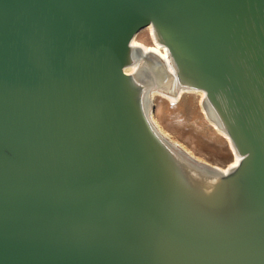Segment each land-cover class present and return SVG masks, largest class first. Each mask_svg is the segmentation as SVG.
<instances>
[{
    "label": "water",
    "instance_id": "obj_1",
    "mask_svg": "<svg viewBox=\"0 0 264 264\" xmlns=\"http://www.w3.org/2000/svg\"><path fill=\"white\" fill-rule=\"evenodd\" d=\"M149 26L242 158L227 219L124 72ZM0 264H264V0H0Z\"/></svg>",
    "mask_w": 264,
    "mask_h": 264
},
{
    "label": "bare ground",
    "instance_id": "obj_2",
    "mask_svg": "<svg viewBox=\"0 0 264 264\" xmlns=\"http://www.w3.org/2000/svg\"><path fill=\"white\" fill-rule=\"evenodd\" d=\"M146 31L150 44L139 41L142 31ZM141 30L131 41L132 65L126 67L124 72L131 78L133 85L139 91L144 115L151 128L165 145L170 153L172 165L181 190L185 194L195 214L202 216H219L212 218H228L232 215L233 202L227 184L220 181V177L211 173L214 169L226 174L237 167L241 157L225 131L220 127L217 115H214L206 102V93L201 90L181 87L178 71L169 57L168 49L159 43L152 26ZM152 90L148 99L145 98L149 87ZM193 94L200 98L201 110L204 120L221 136L228 144L233 155V160L225 168L214 167L200 160L186 147L173 140L159 126L153 112V103L157 97H163L172 104H180L186 95ZM198 212V213H196Z\"/></svg>",
    "mask_w": 264,
    "mask_h": 264
},
{
    "label": "rangeland",
    "instance_id": "obj_3",
    "mask_svg": "<svg viewBox=\"0 0 264 264\" xmlns=\"http://www.w3.org/2000/svg\"><path fill=\"white\" fill-rule=\"evenodd\" d=\"M138 40L150 44L145 30ZM153 112L162 130L200 160L220 168L232 162L233 155L227 142L204 120L199 96L186 95L180 104L157 97Z\"/></svg>",
    "mask_w": 264,
    "mask_h": 264
}]
</instances>
